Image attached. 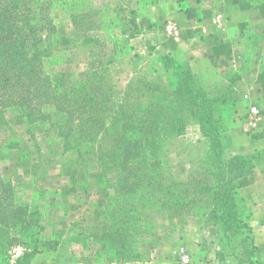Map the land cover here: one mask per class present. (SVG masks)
Here are the masks:
<instances>
[{
	"label": "trees",
	"instance_id": "1",
	"mask_svg": "<svg viewBox=\"0 0 264 264\" xmlns=\"http://www.w3.org/2000/svg\"><path fill=\"white\" fill-rule=\"evenodd\" d=\"M22 1L0 0L5 4L0 11V31L4 32L0 43L6 42L1 44L0 54L8 56L0 72V90L12 89L14 84L25 92L34 89V85L47 92L39 103L52 105L63 115L57 125L54 123V128L62 142V154L74 152L75 155V159L68 163L73 165L72 170L61 168L64 176L70 175L72 186L84 184L77 176V168L85 169L84 161L93 156L95 162H101L98 164L103 169L100 181L106 196L102 200L100 220L92 227L89 236L94 245L100 246L97 252L125 262H144L145 253L140 251L144 232L151 231L155 225L147 211L159 210L171 225L173 216L170 213L176 215L191 207L181 196L185 186L172 180L162 158L166 139L179 137L189 126L198 125L208 143L200 165V179L194 180L200 203L209 204L208 219L218 232L231 237L227 246L229 250H234L233 243L247 246L251 259H254L250 264H263L254 258L253 236L247 244V240L239 239L242 236L235 235L251 233L246 224V208L240 188L250 171L264 166V146L252 155H244L227 151L222 143V135L229 131L230 116L239 105L233 98L237 73L220 78L214 72L211 74L213 84L208 90L184 57L152 54L153 66L147 72L137 70L133 62L132 76L122 88L117 87L105 69L86 75L83 81L75 84L76 89L59 88L64 85L62 80H67L63 75L57 77L61 82L58 83L48 77L42 78L37 72L40 68L37 57L47 52L49 56L52 48L53 29L40 24L45 23L44 6L36 0L28 1L38 9L39 22L36 23L34 11L26 10L28 14L24 12L23 15L17 11ZM41 1L44 4L46 0ZM84 1L68 0L69 11L73 10L72 2L84 8ZM258 2L264 3V0ZM96 13L103 23L106 18L103 14L101 17L100 10ZM78 16L85 18V14L70 15L76 30L83 26L77 22ZM121 17L116 19V26L121 23ZM133 21L131 16L129 23L132 25ZM88 27L81 31H89ZM125 30L123 34L133 35L132 28ZM43 31L46 35L40 36ZM247 37L253 42L251 36ZM39 45L45 50L40 52ZM30 48L34 49L33 53ZM135 59H139L137 54ZM9 70H14L11 75ZM22 96L23 105H30L31 101ZM7 148L12 147L8 145ZM4 185L6 200H0V258L3 257L0 264H29L35 254L56 246L54 242L41 238L43 219L37 201L34 205L20 202L19 198L15 200L14 188L9 183ZM217 245L220 251L215 258L222 263L226 256L220 238ZM13 246L22 249L14 261L10 259L15 254H8Z\"/></svg>",
	"mask_w": 264,
	"mask_h": 264
},
{
	"label": "crops",
	"instance_id": "2",
	"mask_svg": "<svg viewBox=\"0 0 264 264\" xmlns=\"http://www.w3.org/2000/svg\"><path fill=\"white\" fill-rule=\"evenodd\" d=\"M124 2L128 16L121 17V23L116 26V33H108L102 29L98 37L107 44L106 52L109 58L114 60V68L121 73L131 72L135 55L144 50L150 54L158 52L181 55L189 62L200 59L216 67L222 66L226 71L227 67H235L243 59L250 43L248 31H260L263 45L259 49L258 58L256 57L257 67L251 68L250 75L256 83L243 91L242 103L236 108L235 128L222 136V143L225 149L239 146L244 155H252L262 149L264 3H259L258 0H114L103 3V16L109 15L118 20V13ZM217 15L221 16L220 26L215 21ZM131 16L134 20L132 25L129 23ZM169 24L174 25V34L167 31ZM126 28H132L133 35L123 34ZM71 29L77 32L73 26ZM80 34L85 36V58L95 62L97 58L91 52V46L96 39L89 37L88 33ZM250 105L258 108L260 119L253 133L247 134L243 132L246 128L244 121ZM19 151L0 150V161H10L9 168L3 170V176L9 179L20 177L27 192L38 195V209L43 219L41 238L46 242H54L56 246L50 251L35 254L29 264H182L179 252L189 250L194 253L199 250L193 235L195 229L189 228L188 234H182V240L176 238L179 234H175L168 241L167 246L175 249L173 259L167 258L164 253L167 250L154 246L150 248V257L144 262H125L115 256L98 253L100 246H95L89 236L92 235V227L100 220L101 204L106 196L100 181L103 172L101 166L98 165L94 178L88 179V182L82 185L68 187L65 184H57L59 192L53 201H48L44 175L31 173L27 164L20 161L24 160L22 157L14 160L13 155ZM39 181L42 187L39 186ZM85 191L88 199L84 204H78L76 195ZM240 195L246 208L248 225L253 229L255 254L264 259V166L253 169L244 178ZM232 248H237L240 264H250V250L247 246L233 243ZM219 251L220 248L215 243L205 247L200 236V262L192 259L189 264H213L202 257L206 253L215 256ZM229 259L226 257L220 264H230Z\"/></svg>",
	"mask_w": 264,
	"mask_h": 264
},
{
	"label": "rangeland",
	"instance_id": "3",
	"mask_svg": "<svg viewBox=\"0 0 264 264\" xmlns=\"http://www.w3.org/2000/svg\"><path fill=\"white\" fill-rule=\"evenodd\" d=\"M28 1L30 0L22 1L21 7L18 8L17 11L22 15L26 12V10H31V13L34 11L35 19L37 21L36 23H38V9L33 3H28ZM64 1H66L65 5H63ZM106 1L111 2L114 0H85L84 8H79L77 2H72L71 5H73V10L70 12L68 0H60L56 2H49L46 0L44 4L41 0H36V2H41V5L44 6L42 13L44 14L43 19H45V23L41 22L40 24L46 28L52 27L53 29L50 55L48 56L49 53L47 52L44 55H39L36 59V61L40 63V68H38L37 72L42 78L48 77L51 80L61 83L58 78L63 75L67 80L63 79L62 81L64 85L59 88H65L64 86H67L66 88L72 87L73 89H76L75 84L83 81L86 75L98 69H105L107 70L106 73L113 79L118 88H122L125 82L129 80L132 76L133 69L129 73H121L116 70L113 66L112 58H109V55L106 52L108 47L107 44H104L102 38H98L100 36L99 32L102 29H106L108 33H116L115 21L117 20L109 17V15H105L106 20L102 23V20L99 19V14L96 13L99 10L101 11L103 3ZM3 6H5V4L1 2L0 11ZM73 13L77 15L85 14V18L81 16L77 17V22L83 26L80 27V30L77 29L76 33L71 29L72 25L70 15ZM102 14L103 13L101 11V17ZM120 16H125L126 18L128 16V10L125 7V2L122 3ZM87 23L89 24V27ZM87 27L90 29L89 31H81ZM2 29H4V26ZM80 33H88L89 37H94L96 39L91 46V52H93L97 58L95 62L85 58V36L83 35V37ZM44 35H46V33L43 31L40 36ZM248 35L254 40L248 44L243 59L239 62V64H237V66L231 68L227 67L226 71L222 66L216 67L207 61H200V59L192 62L188 61L192 72L200 78V81L208 90L213 84V77L211 74L214 72L218 74L220 78H229L233 73H237L238 78L234 83L235 92L233 93V98L237 100L239 105L243 100V91L250 85L256 83L250 76L252 73L251 68L257 67L255 62L256 57L258 58L259 49L263 45V38L261 37L260 31L249 30ZM0 36V41H3L1 38L4 37V32L0 31ZM4 43L6 42L0 43V46ZM38 48H40V52L45 50L43 49L44 47H41L40 45ZM29 51L33 53L34 49L30 48ZM155 54L162 53L156 52ZM137 55L139 59H135L133 61L134 64H136L137 70L147 72L148 69L153 66L151 59L154 56L151 57L152 54L148 53L147 50L141 51ZM6 56L7 55H5V53L0 54V72L5 63ZM9 67L10 64L8 65V68ZM92 67L96 69L90 70L89 68ZM84 69L89 70L87 71ZM13 71L14 70H9L10 75ZM11 82L13 81L11 80ZM51 83L53 84L52 81ZM50 89L51 91H54L52 87ZM22 90L23 89H19L14 84L12 89L11 87H8L4 90H0V149L20 150L13 155V159H21L20 157H22L24 160L20 161L27 164L26 166H28L31 173L35 175H44V183L48 188V201H53L59 192V188L56 187L57 184H65L68 187L72 186L70 175L64 176L61 173V168L63 166L66 170H72L73 165H69L68 163H70V160L75 159V155L73 154L74 152L62 154V142L57 135V130L54 128V123L57 125L61 121L63 115L59 114L52 105L48 106L39 103V100H41L43 95L47 94V92L36 85H34V89L31 88L26 92ZM20 91L21 93H19ZM3 95L5 97L4 99H1ZM21 95H23L26 99H29L31 104L23 105L24 103H22L23 101L21 99ZM23 96L22 98H24ZM239 105H237V107ZM236 108L230 116L231 121L228 123L229 131L234 129L236 125ZM243 132L250 134L246 128ZM222 136H224V134ZM165 141L166 151L162 158V164L167 169V173L170 174L173 181L185 186L182 189L181 196L183 197L182 199L189 201L191 207L179 211L176 215L170 213V215L173 216L170 222L171 225H169L167 220H164V216L159 210L147 211L148 217L152 219V222H154L155 225H153V229L151 231L148 229V231L144 232V241L142 248H140V251L145 253L143 254V257L145 256V259L149 258L151 255L150 248L154 246L167 250L164 251L165 255L167 258L171 257L173 259L175 257V249H170V247L167 246L168 241L171 236L175 234H179V237L177 236L176 238L182 240V234H188V229L191 228L192 230L195 229L193 235L196 237V244L198 245L199 250L195 251L196 253L190 252L189 250L188 252L181 251L179 252V256L181 255L182 257V253H189L191 260L194 259L200 262V236L205 247L213 243L217 244V240L220 238L224 248L223 255L230 258V264H240V256L236 252L238 247L234 250L228 249V240L231 237L228 235V237L223 236L220 231L218 232L215 224L209 222L208 214L210 209L207 207L209 204L206 202L200 203V196L197 194L194 187V180L200 179V165L204 161V155L208 145L206 140L203 138L199 126L191 125L186 129L183 135L173 137L172 139H166ZM8 145L12 148H7ZM226 150L242 153L239 146H233L232 148H228ZM91 157L92 159L89 158L84 161L83 165L85 166V169L80 167L77 168V176H79V179L84 181V183L88 182V179L94 178L96 172H98V164L101 163L95 162V157ZM8 165L10 166V161H0V200L5 202L6 193L3 191L6 188H3V185L9 183L14 188L15 200L19 198L18 200L20 202L27 201L28 203L32 202V204L35 205L38 200V195L36 193H28L20 177H13L9 179L3 176V170L4 168H9ZM83 172H85V174ZM39 186L42 187L41 182L39 183ZM86 199H88L86 191L85 193L78 192L76 195V201L78 204H84ZM200 204L202 205L200 206ZM170 210L175 212L174 208H171ZM246 224H248V216L246 218ZM250 230V234L247 232L246 234L244 233V235L239 234L235 236L245 237H240L239 239L247 240L248 244L253 236V229L251 227ZM21 252L22 249L20 247L13 246L8 254L9 256H11V254H15V256L13 255L10 260L14 261L15 258L21 254ZM202 258L210 263L220 264L218 259H216L211 253L204 254ZM254 258H256L259 262L263 261L264 264V259L257 257L256 254L254 255ZM2 260L3 257L0 258V263ZM251 260L254 262V259L250 258V262Z\"/></svg>",
	"mask_w": 264,
	"mask_h": 264
},
{
	"label": "built area",
	"instance_id": "4",
	"mask_svg": "<svg viewBox=\"0 0 264 264\" xmlns=\"http://www.w3.org/2000/svg\"><path fill=\"white\" fill-rule=\"evenodd\" d=\"M216 23L220 26L221 25V16L217 15L215 18ZM167 31L171 34L175 33V27L174 25L169 24L167 26ZM260 119V112L258 110V108L254 105H250L247 108V114L245 116V127L247 129V131H249L250 133H252L256 127V124L258 123ZM191 262V258L188 254H184L181 257V263L182 264H189Z\"/></svg>",
	"mask_w": 264,
	"mask_h": 264
}]
</instances>
